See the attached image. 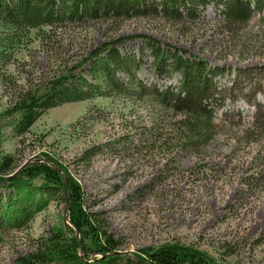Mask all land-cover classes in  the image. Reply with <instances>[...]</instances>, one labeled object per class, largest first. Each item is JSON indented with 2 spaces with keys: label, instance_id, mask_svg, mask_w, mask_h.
I'll use <instances>...</instances> for the list:
<instances>
[{
  "label": "rangeland",
  "instance_id": "obj_1",
  "mask_svg": "<svg viewBox=\"0 0 264 264\" xmlns=\"http://www.w3.org/2000/svg\"><path fill=\"white\" fill-rule=\"evenodd\" d=\"M155 3L157 11L32 30L2 65L5 76L19 86L52 78L121 41L116 48L139 61L138 70L130 69L144 88L178 91L181 77L157 66L152 39L165 56L185 53L220 73L212 84L220 99L212 140L184 148L174 141L182 115L148 92L110 93L51 109L22 137L3 120L0 161L11 156L18 169L48 157L50 165H62L80 185L85 210L105 220L127 257L178 246L208 264H264V13L226 28L220 6L178 17L163 15L162 2ZM6 91L0 80V115L14 100V89ZM7 195L0 190L4 201ZM66 207L57 196L26 229L2 228L0 264H16L55 228L72 226Z\"/></svg>",
  "mask_w": 264,
  "mask_h": 264
},
{
  "label": "trees",
  "instance_id": "obj_2",
  "mask_svg": "<svg viewBox=\"0 0 264 264\" xmlns=\"http://www.w3.org/2000/svg\"><path fill=\"white\" fill-rule=\"evenodd\" d=\"M157 0H0V80L6 93L14 91L13 104L0 115V123L8 121L18 137L27 135L32 126L46 113L58 106L85 102L104 94L146 93L153 102L171 107L182 120L174 129V141L184 148L208 144L214 132V107L219 97L212 85L220 75L204 61L191 59L183 54L166 56L156 42L149 40L157 66L167 74L181 77L178 91L144 88L134 68L139 61L135 57L122 55L116 48L121 41H110L97 48L87 58L72 68L52 78L43 77L27 85L19 86L13 77L7 78L2 65H7L11 52L21 46L24 36L30 31L44 27H59L62 23H74L100 18H121L134 12L145 13L147 8L155 11ZM163 15L181 17L182 10L190 16L199 6L214 4L223 8L226 28L246 25L255 13H264V0H159ZM152 10V11H153ZM82 74L75 75L76 70ZM133 68L130 69V66ZM120 75L126 76L123 80ZM130 81V83H129ZM136 82V86L132 83ZM149 100V101H150ZM3 121V122H4ZM164 136H161L162 139ZM45 162L31 163L10 185L0 186L8 192L7 199L0 198V230L2 228L26 229L37 214L45 210L52 198L60 196L67 203L68 191L63 175ZM58 164V163H57ZM59 165V164H58ZM60 169H65L62 165ZM15 160L11 156L0 161V184L14 173ZM69 175V173H68ZM37 178L43 180L39 187L33 186ZM68 219L72 226L55 228L46 239H42L36 251L20 258L16 264H208L203 255L191 249L166 246L159 250L146 249L142 257L112 255L119 252L121 242L108 233L107 224L101 216L88 213L84 208V194L80 185L69 176ZM50 199H48V197ZM97 255V256H95Z\"/></svg>",
  "mask_w": 264,
  "mask_h": 264
},
{
  "label": "water",
  "instance_id": "obj_3",
  "mask_svg": "<svg viewBox=\"0 0 264 264\" xmlns=\"http://www.w3.org/2000/svg\"><path fill=\"white\" fill-rule=\"evenodd\" d=\"M45 161L46 160H34V161H31V162L24 163L12 175H10L9 178H7V180L5 182L1 183L0 186L10 185V183H12L13 180L21 173V171H23V169H26L29 164H31V163L45 162ZM56 169L63 175V178H64V181L63 182H65V185H66V188H67V191H68V194H67L68 195L67 207H68L69 206V200H70V195H69L70 194V190H69V178L59 168H56ZM112 255H126V254L119 251V252L114 253ZM136 262H139V261L136 260Z\"/></svg>",
  "mask_w": 264,
  "mask_h": 264
}]
</instances>
